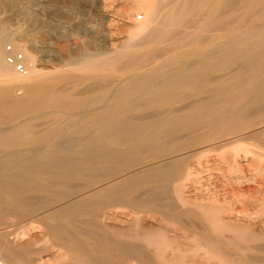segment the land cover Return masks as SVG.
Returning a JSON list of instances; mask_svg holds the SVG:
<instances>
[{
  "label": "bare ground",
  "instance_id": "obj_1",
  "mask_svg": "<svg viewBox=\"0 0 264 264\" xmlns=\"http://www.w3.org/2000/svg\"><path fill=\"white\" fill-rule=\"evenodd\" d=\"M15 5L0 0V264H264V152L245 146L264 151V0H136L118 37L99 4L55 57L15 39Z\"/></svg>",
  "mask_w": 264,
  "mask_h": 264
},
{
  "label": "rangeland",
  "instance_id": "obj_2",
  "mask_svg": "<svg viewBox=\"0 0 264 264\" xmlns=\"http://www.w3.org/2000/svg\"><path fill=\"white\" fill-rule=\"evenodd\" d=\"M74 1H75V3L71 2L70 0H17V6L15 5L16 7H14V10H16L17 15L13 16L14 18L9 19V25L12 28L19 30V33H20V36H17L15 39L21 38L22 43L26 42L27 40L28 41L31 40V41H35V42H40L42 40L43 46L45 48H47L49 51V52L47 51V53H50V54H52V57H55L57 54H59L60 50L63 49V48L60 49V47L64 46V47L70 49L71 47H73V45L75 43L79 46H83V44L85 43V40L87 38V33H89V31L92 30V25H93L92 23L94 22L93 18L91 17L89 10L93 9L92 11L96 10L99 12L100 8H98V7L101 4H105L106 5L105 8L107 7V9L110 8L109 10L111 11V13L113 15L110 18H111V20L112 19L114 20V21L113 20L108 21V23H111V26L109 27L111 29H114L112 26V25H114L113 22L117 26L120 27L119 22H121V19L122 20L126 19L127 21L128 20L131 21L135 17L138 18L139 15L141 16V13H142L141 10L138 7H136V5H134V2L136 0H105V1L104 0H74ZM125 3L128 4L129 6L126 5ZM123 7H126L127 10L129 11V13L124 14L123 12L126 10V8L124 9ZM8 14H9V11L6 12L3 10H0V17H6V16H8ZM75 16H78V17H75ZM88 17H89V21L91 20L90 23L86 22ZM117 17H118V19H117ZM115 18H116V20H115ZM76 25H78L79 27H77ZM116 25H114V27H116ZM73 26L75 29L73 28ZM72 28H73V31H72ZM77 28H79V29H77ZM81 29L83 30L82 32H81ZM122 29H123V27H120L117 29L118 33H116L117 34V35H115L116 37H118L122 34V33H119L120 31L124 30V29L123 30ZM77 30H80V32H81V34L79 33V35H77L78 37L75 34V31H77ZM61 31H63V32H61ZM100 40H103L102 36L99 37V39H98V41L101 44V42H103V41H100ZM7 44H11V42L6 40L5 46ZM16 51H20V50H16ZM17 92H20V90H17ZM102 95H103V92L98 91V92H95L91 95H88V96L86 95V99L100 98V96H102ZM97 96H99V97H97ZM84 107H86V106H84ZM84 107L82 106L80 108H84ZM36 111L33 112L36 115H34V114L32 115V116H35L33 119V122H36V123H38V121L39 122L43 121L42 123L45 122L46 124H52V126H54V125L57 126L58 124L61 125L63 123H66L68 120L69 111L58 112V113H56V111L53 112L52 110H48V109H40V110H36ZM44 119L48 120L49 122H46ZM48 128H50V127H48ZM51 128H53V127H51ZM64 137L65 136H63L62 138L59 139L60 144L63 142L66 143V137H65V141H63ZM254 141L255 142H253V140H249L247 143H245L246 148L249 149V151H252L253 153L254 152L263 153L264 151L262 149H260V147L258 145L259 142L256 140H254ZM65 143L61 144V146L67 148L68 146H66ZM73 149L79 150L80 147L76 146ZM253 150H255V151H253ZM65 152L67 154L65 153V155H64L63 152H60L59 155L69 156V155L75 154L74 152H73V154H71L72 150L65 151ZM61 153H63V154H61ZM80 153H82V152H80ZM249 153L251 154V152H249ZM219 155H220L219 152H217V154L214 153L213 158H216L219 161V158H220ZM252 155L253 154H251L249 158L251 160L254 159L253 161H256V159H255L256 156L252 157ZM220 165L221 164H219V166ZM221 167L223 169H226L225 165H221ZM250 171L252 172V170H249L246 172H250ZM85 178H86V176L77 177L73 182L75 184H78V182H79L81 185L83 184V186H81L79 184L80 186L77 185L78 187H76V186L75 187L76 188L84 187V183H85V184H88L87 188L89 190H94L96 188H99L102 185H105L104 183L107 182L106 180L96 182V181L89 180V177H88V179H85ZM261 179L262 178H258L256 181V182L260 181L261 184H257V183H254V184L252 183V184L256 185V186L258 185V186L263 188V189L261 188L262 190H264V183H263L264 180L263 179L261 180ZM83 180H85L86 182L88 180V182L86 183ZM250 201H252V199H250ZM251 208H252V206H251ZM17 220L18 219H16V222H15V219L13 221V223L15 222L14 225H16V223H17V225L14 226V228H16L17 230L18 229H24L26 227V221H20L21 219H19L18 220L19 222H18Z\"/></svg>",
  "mask_w": 264,
  "mask_h": 264
},
{
  "label": "built area",
  "instance_id": "obj_3",
  "mask_svg": "<svg viewBox=\"0 0 264 264\" xmlns=\"http://www.w3.org/2000/svg\"><path fill=\"white\" fill-rule=\"evenodd\" d=\"M5 52H6V62L13 66V68L22 74H25L27 72L26 65L24 62V56L23 53L20 51L13 50V47L11 44H7L5 46Z\"/></svg>",
  "mask_w": 264,
  "mask_h": 264
}]
</instances>
